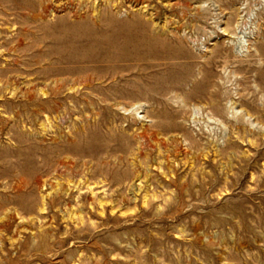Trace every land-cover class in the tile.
Returning <instances> with one entry per match:
<instances>
[{"label":"rangeland","instance_id":"1","mask_svg":"<svg viewBox=\"0 0 264 264\" xmlns=\"http://www.w3.org/2000/svg\"><path fill=\"white\" fill-rule=\"evenodd\" d=\"M0 264H264V0H0Z\"/></svg>","mask_w":264,"mask_h":264}]
</instances>
